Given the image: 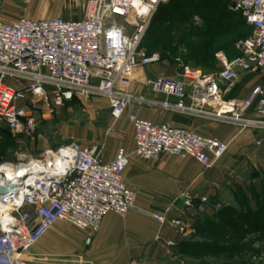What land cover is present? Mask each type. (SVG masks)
<instances>
[{
  "label": "built area",
  "instance_id": "obj_1",
  "mask_svg": "<svg viewBox=\"0 0 264 264\" xmlns=\"http://www.w3.org/2000/svg\"><path fill=\"white\" fill-rule=\"evenodd\" d=\"M161 1L92 0L86 16L77 20L23 16L9 21L0 17V122L13 133L34 135L36 123L29 112L47 109L52 113L63 108L66 92L73 99L102 97L108 101L115 121L129 112L137 157L145 161H157L162 156L190 158L205 168L223 158L228 151L226 144L184 128L142 119L140 108L158 106L241 129L264 130V87H255L241 101L227 98L239 73L264 74V0L232 1L252 34L243 42L238 57L229 60L223 54L216 56L223 66L219 75L184 67L175 78L146 79L141 70L163 61L160 53L149 55L142 47L147 22ZM145 8L146 13L142 11ZM116 20H124L132 28L130 35ZM137 79L164 101L134 95L131 86ZM189 85L199 90L190 106L186 104ZM256 102L258 119H250L247 114ZM104 148L99 143H72L56 152L45 151L37 159L19 158L0 164V189L19 187L16 194L0 198V202L11 205V220L6 226L0 223V264H31L26 253L57 222L97 233L107 215L124 216L136 209L137 193L124 181L130 155L120 149L114 160L106 162ZM5 165L28 170L19 182L5 183ZM207 202V198L201 199V203ZM185 204L192 207L190 196ZM153 218L167 222L162 215L154 214ZM171 225L181 233L186 230L180 219Z\"/></svg>",
  "mask_w": 264,
  "mask_h": 264
},
{
  "label": "crops",
  "instance_id": "obj_2",
  "mask_svg": "<svg viewBox=\"0 0 264 264\" xmlns=\"http://www.w3.org/2000/svg\"><path fill=\"white\" fill-rule=\"evenodd\" d=\"M2 7L3 3L0 4V17L5 19ZM56 13L60 15L63 12L59 10ZM57 14L48 17H56ZM141 74L146 79L169 77L159 64L143 68ZM262 83L264 74L261 72H241L233 88L228 91L227 98L229 101L244 100L255 87H264ZM131 92L151 101H164L163 96L152 92L139 79L133 82ZM198 93L199 90L194 86H188V106L193 104ZM257 106L258 102L247 114L250 119H258ZM139 117L219 140L228 146V151L211 168H205L190 158L172 156L145 161L134 154V129L131 124L130 136L123 147L115 144L112 149H107L103 144V157L106 162H110L120 149L130 155L124 181L137 193L136 209L124 216L107 215L97 233L80 230L67 222L55 223L26 253L25 258L31 264H197L198 261L184 247L206 238L198 233L195 225L201 223L203 215L215 211L217 203L228 200L232 208L239 207L234 200L244 194L242 188H255L247 182H251L252 174L257 172L261 164L264 165V130L241 129L205 118L170 112L158 106H142ZM125 119L130 122L129 112L116 121L119 127ZM253 178L256 182V177ZM250 194L251 191L247 190L244 196L247 198ZM187 196L193 200L192 208L198 210L197 219H188L191 209L185 206ZM202 198H207L208 202L201 203ZM154 214L166 217L167 222H158L153 218ZM177 219L183 221L186 229L184 233L171 225V221Z\"/></svg>",
  "mask_w": 264,
  "mask_h": 264
},
{
  "label": "rangeland",
  "instance_id": "obj_3",
  "mask_svg": "<svg viewBox=\"0 0 264 264\" xmlns=\"http://www.w3.org/2000/svg\"><path fill=\"white\" fill-rule=\"evenodd\" d=\"M2 1L4 18L7 20L23 16L42 19L57 14L59 10L63 13L57 16L77 20L86 16L92 0ZM25 1L29 3L26 4ZM205 1L207 0H174L173 3L176 5L171 4L166 9L164 5L169 0H162L147 22L143 49L166 53V58L159 67L169 77L178 76L184 67L199 70L205 75H219L223 66L216 57L217 54L223 53L227 59L238 57L241 54L243 42L251 35L248 26L239 25L241 32L236 31L220 39L210 40L209 35H203L202 32L207 30V26L213 25L212 20L218 7L217 3L221 6L225 2L228 9L231 0H208L211 2L209 6L203 5ZM185 15L188 17L184 19ZM237 19L242 20L239 16ZM116 23L126 27L130 35L132 28L127 27L124 20H116ZM244 29L248 33H245ZM243 34L247 36L242 37ZM203 48L216 51L211 55H205ZM262 84L264 86V83ZM29 115L36 123L34 135L26 131L13 133L3 122H0V164L6 161L14 162L19 158L37 159L45 151L56 152L72 143H99L106 145L107 149H112L116 144L122 148L131 133V123L128 119H125L119 127V122L111 116L108 101L102 97L75 98L63 108L54 109L52 113L45 109L42 113L29 112ZM252 175L254 176L251 177V182L247 183H252L255 188H242L244 194L247 190L251 191L247 197L251 210L246 209L247 204H244L246 197L240 194L234 200L239 207L232 208L228 200L225 203L222 201L221 205L216 204L215 211L203 215L201 228L211 230L213 233L209 240L210 251L201 254V257L194 258L198 261L197 264H264V226L248 228L243 224V220L248 218L253 221L261 220V209L259 213L257 209L263 202L264 165L261 164L257 172ZM253 177H256V182L253 181ZM218 206L221 208L218 209ZM188 208L191 209L188 219H197L198 210ZM230 208L235 209L232 217L217 216L218 212H226ZM240 214H245L246 217L239 218ZM211 222L212 227L208 225ZM205 241L208 242L206 239Z\"/></svg>",
  "mask_w": 264,
  "mask_h": 264
},
{
  "label": "trees",
  "instance_id": "obj_4",
  "mask_svg": "<svg viewBox=\"0 0 264 264\" xmlns=\"http://www.w3.org/2000/svg\"><path fill=\"white\" fill-rule=\"evenodd\" d=\"M232 1L233 0L230 1L228 9L226 8L227 6H226L225 2L224 3L221 2V3H223V4H221V6L219 5V3H217L216 6H218V7H217V9L215 10V13H214L215 17H213V20H212L213 25L209 26V27L207 26V30L202 32L203 35H209L210 36L209 37L210 40L211 39L212 40L220 39L223 36L229 35L230 33L231 34L235 33L236 31L241 32V29H240L239 26H248L246 24L245 20L243 19L241 13L236 11V10H234L232 8ZM173 2H174V0H169V2L164 5V7L167 9V7L169 5H171V4L176 5V3H173ZM210 4H211V2L207 0V1L204 2L203 5L204 6H209ZM165 13H166V11H165ZM237 16H239L240 19H242V20L237 19ZM183 17L185 19L188 16L185 15ZM249 30L251 31V34H252V29L250 28ZM244 31H245V33H248L245 29H244ZM244 36L246 37L247 34H243L242 35V37H244ZM143 46L144 45L142 43V47ZM146 51H147V53L149 55L154 54V53H160L162 55V57H163V61L166 58V53L165 52H160V51L153 52L150 49H147ZM215 51H216L215 49L203 48V53L204 54L206 53L205 55H209V54L211 55ZM169 78H173V77H169ZM259 202H260V199H259ZM244 204H247V206H246L247 208L245 207V205H244V208H246L247 210H251V209H249L250 208L249 207L250 204H249V201L247 200V198H246V201H245ZM260 209H261V220L256 219L255 221H253V220H250L249 218H248V220L245 219V220H243V224H245L246 227H248V228L250 227L251 228L252 226H257V227L260 226V225L264 226V194H263V202L261 203V206L259 205V207L257 209L258 210L257 213H259ZM234 211H235V209L233 210V209L230 208V209L226 210V212H218L217 216L218 217H222V216L224 217L225 216V217L230 218V217H232L231 215H232V213H234ZM262 211H263V213H262ZM245 217H246L245 214H240V216H239V218H242V219L245 218ZM215 219H217V218H215ZM203 220H201L200 222H202ZM201 224L202 223H198L197 225H195L196 230L203 237H206L205 239L208 242H206L205 239H204L203 242L201 241V242H195V243L186 244L184 247H185V249L187 251L190 252V254L192 255L191 256L192 258L201 257V254H203L204 252L207 253L211 249V243H209V240H210V235H212L213 232L211 230H206V229L203 230V228H201V226H202ZM208 225L210 227H212V222L210 224H208ZM207 235H209V236H207Z\"/></svg>",
  "mask_w": 264,
  "mask_h": 264
},
{
  "label": "bare ground",
  "instance_id": "obj_5",
  "mask_svg": "<svg viewBox=\"0 0 264 264\" xmlns=\"http://www.w3.org/2000/svg\"><path fill=\"white\" fill-rule=\"evenodd\" d=\"M3 170L5 171L6 177H4L5 183H16L19 182L20 180L18 178H22L26 172L27 168L23 167L20 168L19 170H15L12 168L10 165H5L3 167ZM19 200V199H18ZM11 210V205L10 204H4L3 202H0V223L2 225L6 226L7 222L10 221L11 216H10V211Z\"/></svg>",
  "mask_w": 264,
  "mask_h": 264
},
{
  "label": "water",
  "instance_id": "obj_6",
  "mask_svg": "<svg viewBox=\"0 0 264 264\" xmlns=\"http://www.w3.org/2000/svg\"><path fill=\"white\" fill-rule=\"evenodd\" d=\"M0 4H1V0H0ZM235 4L232 6L233 9H235ZM63 98L65 101L70 102L73 100L72 95L69 92H66L63 94ZM19 191V187L16 185H10L7 188H2L0 189V198L2 196H7V195H11V194H16Z\"/></svg>",
  "mask_w": 264,
  "mask_h": 264
},
{
  "label": "snow or ice",
  "instance_id": "obj_7",
  "mask_svg": "<svg viewBox=\"0 0 264 264\" xmlns=\"http://www.w3.org/2000/svg\"><path fill=\"white\" fill-rule=\"evenodd\" d=\"M142 11H143L144 13H146L148 10H147V8H145V9H143Z\"/></svg>",
  "mask_w": 264,
  "mask_h": 264
}]
</instances>
